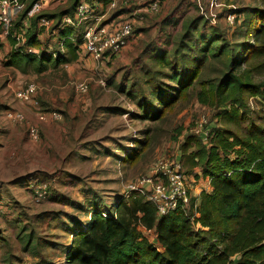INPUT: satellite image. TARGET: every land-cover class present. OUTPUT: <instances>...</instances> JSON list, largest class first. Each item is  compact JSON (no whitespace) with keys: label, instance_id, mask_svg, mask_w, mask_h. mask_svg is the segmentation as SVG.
<instances>
[{"label":"rangeland","instance_id":"obj_1","mask_svg":"<svg viewBox=\"0 0 264 264\" xmlns=\"http://www.w3.org/2000/svg\"><path fill=\"white\" fill-rule=\"evenodd\" d=\"M36 1L42 2L41 13H58L69 4V0ZM248 7L264 10V0H158L156 12H150L145 4L129 7L114 18L111 11L106 16L109 24L122 18L134 22V34L120 53L100 61L89 56L79 57L74 62L50 67L38 74L32 71L24 73L4 64L7 58L4 52L11 36H2L0 110L1 103L12 97L7 94V81H15L17 75L32 76L37 84L38 104L44 95L41 91L52 94L53 99L46 107L60 112L62 120L67 117L64 130L73 143L72 148L74 150L83 143V150H80L86 156L78 154L76 157L72 150L59 163L43 162L36 166L37 169H30L28 174L19 171L13 163L0 162V264H65L61 251L73 239L66 225L71 224V217L78 219L76 224L88 220L87 214L82 213L85 205L86 209L90 207L85 197H94L90 204L108 215L114 212V204L124 194L126 185L145 176L158 159L178 157L184 171L190 170L186 158L182 160L181 157V140L201 119L208 130L210 127H227L242 132L236 124L227 125L218 119V112L228 110L229 103L212 104L214 96L206 90L208 82L217 81L228 70L225 57L211 58L207 55L205 61L200 60L193 85L167 107L160 108L153 91H170L176 86L168 77L174 69L164 66L162 60H155L158 51L165 50L164 54L173 66L182 61L188 66L196 64L188 48L180 47V52L174 53L181 41L191 43V33L186 38L182 35L195 18H203L196 36L215 29V33L220 35L215 45L223 39L228 46L238 48L235 52L238 58H244L247 55L244 44L257 43L252 33L255 19L244 14ZM22 10L23 6L14 17L12 33H27V29L22 28L23 19L15 27ZM43 20L37 24L39 32L43 29L39 38L42 47L48 46L50 52L58 47L53 30L55 20ZM0 31H3L2 27ZM21 45L15 44L10 48L16 49ZM238 72L250 75L255 83L264 81V55L244 62ZM100 79L105 80L104 86L100 85ZM78 81L88 83L86 94L75 90L74 84ZM200 91L208 96V103L200 101ZM244 98L246 104L241 111L245 112L246 120L241 128L245 130L248 119L264 125V102L260 97L244 95ZM146 106L152 108L148 110L155 116L147 118L143 111ZM193 148L191 145L188 151ZM129 153L135 155L133 160L129 159ZM71 171L78 176H70ZM39 182L46 185V195L41 200L34 193ZM206 185L207 182L202 180L192 183V197L199 195ZM74 201L82 207L74 208L71 205ZM147 235L155 240L152 233L147 232Z\"/></svg>","mask_w":264,"mask_h":264},{"label":"trees","instance_id":"obj_2","mask_svg":"<svg viewBox=\"0 0 264 264\" xmlns=\"http://www.w3.org/2000/svg\"><path fill=\"white\" fill-rule=\"evenodd\" d=\"M34 1L20 0L23 10L15 27L26 18ZM109 1L86 0L96 13L104 12ZM152 1L158 0H146L145 5ZM78 2L69 0L68 6L58 13L40 11L32 15L25 46L40 50L26 53L21 45L11 50L5 64L22 72L29 68L41 72L76 61L80 57L86 24L77 27L59 25L64 16L74 14ZM135 5L119 3L112 10V18ZM244 11L250 19H255L252 33L257 42L243 43L247 52L244 58H238L235 55L238 48L228 46L223 39L216 46L220 35L215 29L196 36L202 17L190 21L182 35L186 38L191 33V43L181 41L174 52L178 54L180 47L188 48L196 64L188 66L182 61L173 66L164 54L165 50L158 51L155 56V60H162L164 66L174 69L168 77L176 84L170 91H153L160 108L175 102L193 85L200 60L205 61L208 56L227 59L228 70L217 81L208 82L206 90L214 96L212 104L229 103L228 110L218 112V119L227 125L236 124L242 132L210 127L206 140L191 132L181 140V157L182 160L186 158L190 169L185 173L193 183L202 180L210 186L200 191L196 211L189 209L186 214L177 208L160 216L156 207L143 196H120L114 204V212L110 211L106 216L92 206L87 221L76 224L77 219L71 217V224L66 225L73 239L61 251L65 264H264V125L248 119L245 130L241 128L246 120L245 112L241 111L246 104L244 95L260 97L264 102V81L255 83L250 75L238 72L244 62L264 55V10L248 7ZM40 18L55 20L56 50L49 52L48 46L42 47L37 31ZM108 19L103 23L110 21ZM125 20L128 19L120 21ZM133 34L134 28L129 38ZM2 36L0 31V39ZM11 38L10 43L15 45V39ZM199 99L208 103L204 91L199 92ZM144 108L147 118L155 116L148 110L151 107ZM191 145L194 148L188 151ZM134 157L129 153V159ZM147 232L152 233L155 240H151Z\"/></svg>","mask_w":264,"mask_h":264},{"label":"built area","instance_id":"obj_3","mask_svg":"<svg viewBox=\"0 0 264 264\" xmlns=\"http://www.w3.org/2000/svg\"><path fill=\"white\" fill-rule=\"evenodd\" d=\"M138 1L140 0H110L105 5L104 12L96 13L86 0H79L74 14L72 16H64L59 26L68 25L77 27L80 24H86L80 46V57L89 56L95 61H100L104 57H113L120 53L127 45L134 22L130 19L117 21L114 24L103 22L107 19V14L118 7L119 3L135 4ZM21 6L18 0H0V27L3 29L2 35H10L15 39L16 45L20 43L24 45L26 53H35V49L25 46L26 38L24 34L26 32H11L14 17L19 13ZM146 7L150 12H156L158 10V1L149 2ZM41 8L42 2L36 1L27 12V15L31 17L34 13L39 12ZM43 19L41 18L40 21L44 22ZM99 83L104 86L105 80L100 79ZM74 87L78 93L82 94L87 93L89 89L86 81H78L74 84ZM36 89L35 83H28L15 92V97L26 104L35 105L36 102L32 95ZM36 116L39 121L61 119V114L55 110L37 112ZM5 118L20 123L26 122L28 124L27 132L30 139L33 142L40 140L39 128L34 124H29L23 112L8 109L5 111ZM204 122L201 119L190 131L206 140L209 136V130L203 125ZM192 183V178L185 173L182 162L178 157H162L153 163L145 176L126 185L125 192L121 197L143 196L156 207L157 214L160 216L177 208L188 214L189 209L195 212L198 205L199 195L194 197L191 195ZM209 188V183H207L204 189ZM34 193L36 194V198L41 200L46 195V185L39 182ZM102 215L106 216L107 214L102 211Z\"/></svg>","mask_w":264,"mask_h":264},{"label":"crops","instance_id":"obj_4","mask_svg":"<svg viewBox=\"0 0 264 264\" xmlns=\"http://www.w3.org/2000/svg\"><path fill=\"white\" fill-rule=\"evenodd\" d=\"M145 1L146 0L138 1L135 6L137 7L143 6L145 4ZM29 18L30 17L26 15V18H23L22 20L23 26L27 29V31L30 26V21L28 22ZM37 31L39 32V29ZM41 34H43V29L39 32L38 37ZM10 46H12V43L9 42V46H8L9 49L8 48L5 49L4 52V54L7 55L6 57H9V55L11 54ZM6 60L7 58L4 59V64L6 63ZM29 71H32L35 74L43 72V71L36 72L33 71L31 68H29L24 73H28ZM15 77H16L15 81H12V79H9V81H7L8 83L7 88H9L7 94L12 95V97H10V99H8L7 102L3 101V103H1L2 110H0V162L5 163V161H7L9 163H13L14 165H17L16 168L19 171L26 172V174H28V172H30L29 171L30 169L32 168L37 169L36 166L38 164L41 165L43 162H49V164L59 163L61 159L69 155L70 152L73 150L72 148L73 143L68 138L64 130L66 126L65 119L67 117L66 118L64 117L63 120L62 118L59 120L47 119L46 121H39L37 119L36 116L37 112H46V111L54 110V109H48L46 107V104L53 99L52 94L46 91H41V93L44 92V95L41 100V104L40 103L38 104L39 101L36 100V96H37V89H36L32 95L36 104L35 105L26 104L15 97V92L26 86L28 83H34L36 80L29 75H24V76L17 75ZM19 78H22V80L19 81L18 80ZM37 83L39 85L38 81ZM35 85L37 86V84ZM44 85L47 86V83H45ZM8 109L18 110L23 112L28 123L34 124L39 128L40 140L38 142H33L28 136V132H27L28 124L26 122L20 123L5 118V111ZM82 147H83V143H79L77 147H75V149L72 151L76 157L78 154L79 156H83V157L86 156L85 154L83 155V153L81 152V150H83ZM58 166L60 167V165ZM70 168L73 169L75 167H70ZM81 173H85V172L81 171ZM70 176L75 178L78 176V174L75 171H71ZM61 178L67 179L68 177H61ZM93 198L91 197V199ZM85 199H86L85 201H87L88 199L87 203L88 206L90 205V207L86 209L87 205H85L84 208H82L83 211L82 213L87 214L86 217L89 219L91 215L90 209H92V205L90 204L91 199L90 197H85ZM72 203L73 202H71V205L74 206V208L76 209L82 207V204L76 201H74L73 204Z\"/></svg>","mask_w":264,"mask_h":264}]
</instances>
